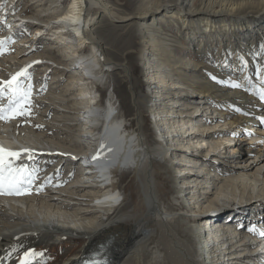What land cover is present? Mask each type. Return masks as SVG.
<instances>
[{"label":"bare ground","instance_id":"1","mask_svg":"<svg viewBox=\"0 0 264 264\" xmlns=\"http://www.w3.org/2000/svg\"><path fill=\"white\" fill-rule=\"evenodd\" d=\"M9 2L4 14L0 12V39L18 43L12 47L13 57L4 55L6 51L0 54V79L6 80L23 66L44 58L45 48L38 42L35 46V41L53 28L57 34L54 39L68 45L57 51L65 52L64 66L70 69L71 78L68 86L75 83L81 98L76 101L66 90L58 89L60 76H55L53 87L44 83L39 86L44 89L42 93L32 96L31 117L0 121V145L31 149L32 159L23 155L18 161L30 169L40 162L36 167L39 179L31 194L0 196V264H20L28 249L39 253V244L49 249V244L67 237L84 243L62 264H83L95 251L99 252L100 264H264V236L260 235L264 232V148L242 149L244 139L240 138L228 151V159L220 163L210 152L189 150V140L183 142L186 131H177L169 117L174 113L189 117L203 109L212 117L223 116V126L229 130L251 133L247 141L261 142L263 147L264 123L259 118L264 117V102L256 93L264 88V0H115V7L111 0H70L60 15L51 5L40 9L39 13L49 18L45 24L51 27L47 31L46 26L34 29L35 41L18 35L24 25L29 28V23L14 13L18 0ZM118 5L137 13L121 18L116 13ZM98 9L113 19L150 22L140 24L136 43L129 34L126 39L112 37L106 41L117 51L108 55L103 39L95 36V15H90ZM160 13L170 14L168 22L181 24L180 28L174 24L176 37L191 45L194 56L176 58L172 38L162 32L154 18ZM85 48L89 54L80 55ZM136 53L152 88L146 95L138 93L133 84L130 59ZM5 71H9L8 76H4ZM180 73L192 80L181 79ZM212 76L243 87L222 86ZM108 78L112 79V92L107 97L100 85L105 86ZM41 81L31 78L32 91ZM178 86L183 89H176ZM37 99L41 105L36 104ZM45 99L50 102L44 104ZM128 101L133 102L130 109ZM155 101L159 102L158 109ZM190 102L194 105L191 110ZM56 104L66 111L59 112ZM175 104L186 105V109L174 110ZM145 113L161 119L164 132L156 128V121L152 127ZM67 118L75 123L68 121L66 126ZM175 123L183 126L186 121ZM74 125L77 133H71ZM49 127L56 137H48L52 134ZM191 129L200 131L199 126ZM207 133L201 129L200 138L213 140ZM110 134L119 147L101 148ZM228 137L219 139L225 138L228 145L232 141ZM98 152L99 157L93 160ZM51 159L56 164L63 162L61 165L78 164V174L49 183ZM88 159L93 161L88 164ZM205 166L206 176L214 172L211 181L203 178ZM216 169H221V175ZM200 181L204 188H200ZM209 190L215 191L214 200L218 196L224 203L245 202L247 206L210 213L202 203ZM219 225L225 228L219 229Z\"/></svg>","mask_w":264,"mask_h":264},{"label":"rangeland","instance_id":"2","mask_svg":"<svg viewBox=\"0 0 264 264\" xmlns=\"http://www.w3.org/2000/svg\"><path fill=\"white\" fill-rule=\"evenodd\" d=\"M2 1H4L3 7H6L9 5V3H10L9 1H11V0H0V2H2ZM69 2H70V0H18V2L16 3V7L14 9V11H15L14 13L21 14V17H25L24 19H22L20 17L23 20L22 22L29 23V28L25 25H24V27H21L20 32H19L20 36L23 35V37L26 38L24 40L28 41L30 39H34V36H32L34 29L37 30V28H40L42 26H46V29L44 31H47V29H49L51 27L50 24L49 25L45 24L46 20H48L49 18L46 17L43 13L40 14L39 13L40 9H43V7H45V6L48 7V5H51V7H52L51 10H53L56 15H60L66 11ZM113 3H115V0H111V3H110L111 6L115 7L116 5H114ZM116 8H117L116 13L121 18H123L127 14H130V17H133L137 13L134 9L129 8V7H124V6L118 5ZM101 12H102L101 9H98L96 11H92V13L90 15L91 16L95 15L93 18V21H94L93 27H94V31H95V36L97 38H99L100 40L103 39L102 46L108 55H113L117 51L114 47H111L106 41H109V39H111L112 37L126 39L127 34H129L130 40H132L134 43H136L138 40V33L140 31L141 26L142 25L143 26L148 25L150 22V19L143 20L141 18H137V23H133V19H131V21H130V19L124 20V21H123V19L122 20L117 19V18L113 19L110 16L102 15ZM168 13H170V12H168ZM168 17H170V14L160 13L157 16H155L154 18L160 22V25L162 27V29H161L162 32L165 33L166 35H168V37L172 38V39H170V41H172L174 43L172 45V47L174 48L173 50H174L175 56L177 55L176 58H178V56H181V57H188V55L194 56L191 45L187 41H184L182 38H179L178 35L176 37V31H175L176 26L174 25L176 23L170 22V21L168 22L167 21ZM126 18H128V16L125 17L124 19H126ZM140 24H141V26H140ZM176 25H178L179 28L181 27V24H176ZM168 30L171 32H169ZM261 31L264 32V30H261ZM21 33H26L27 36H24V34H21ZM56 37H57V34L54 33L53 28H51L50 31L43 33V37L41 39H38V41L37 40L35 41V39H37V38H35L32 41H35V46L39 43L40 47L43 46V48L46 49V50L43 49V52H45L46 56H48L52 60L54 58L55 62H57L58 64H61V65L63 64V66H64V64L67 62L66 54H65V52L60 51V50L58 52L57 49L61 46L66 45V44H63V45L59 44L58 43L59 39H54ZM63 40L66 41L67 39L65 40V38H64ZM63 40H61V42ZM67 41H68V43H73L72 42L73 40H67ZM36 42H38V43L36 44ZM32 46H33V43H32ZM44 46H46V47H44ZM51 46H53V47H51ZM66 46H68V45H66ZM4 49H6V50H4V51H6V54H4V55H6L7 57H10V55H11V57H13L15 55L14 54L15 49L12 50L13 49L12 47H4ZM48 53L50 54V56ZM79 54L86 56L89 54V49L85 48ZM136 58H138V53L135 54L133 59H130V68H131V70L133 69L132 70L133 84L136 87V90L138 93L146 95V94H149L150 90L152 89V88H150V84H149V80H148L149 76L147 75V72H145V69L143 70V64L139 60H137ZM201 68L202 67H200V69ZM54 70L52 72H50V74H47L45 76V79H43L44 77H42V78L39 77V76H41L39 74H42L43 72H41V73L38 72L39 74H37V71H36V74L38 77H31L30 76L33 79L37 78L38 81L42 79L41 83L36 87L35 90H33V96H35L36 93H39V94L42 93V91L44 89L40 88L39 86H42L44 83H45L46 87L48 85L49 86L52 85V87H53L54 86V83H53L54 77L60 76V79H59L60 81L58 82V89L66 90L71 99H76V101L80 100L81 96H78V94H77L78 91L76 90L77 87H76L75 83L72 86H68V84L71 80L70 75H69L70 69H67V70L60 69V71L59 70L54 71ZM57 72H63V73H62V75H59ZM188 72H191V71H188ZM7 73H9V71H5L4 76H6ZM64 74L66 75L65 77H64ZM109 78H111V77H109ZM109 78L106 80V82H108V83L105 86H103V84L100 85L105 90L106 96L108 94H110V92H112V90H111L112 85L110 83L112 79H109ZM180 78L181 79L186 78V79L192 80L189 78V75H184L181 73H180ZM202 78H204V77H202ZM178 87L179 88H176V89H183L182 86H178ZM149 88H150V90H149ZM126 90L129 92V85H127V84H126ZM96 95L99 96L98 93ZM103 100H105V99H103ZM35 102H36V104L41 105V103H39V99L35 100ZM43 102H44V104H48V102H50V101L45 99V100H43ZM128 103H129V105H128ZM155 103H156V101H155ZM158 103H156V109L159 108ZM132 105H133V102L128 101L126 106L128 107V109H130ZM175 105H178V104H175ZM116 106H118V104ZM193 106H194L193 103L190 102V106L188 109L191 110V108ZM55 107H56V109H57V107H59L58 108L59 112H65L66 111V109L58 106L57 104ZM53 108L54 107H51L52 111H53ZM185 109H186V105L184 107L178 105L176 107V109L174 108V110H179V111L180 110L184 111ZM202 110L200 112H198L197 114H195V115L193 114V116H189V117H186L184 113L181 116H177L179 114H175V113L173 114V116H169L173 120V122H174L173 126H174V128H176L177 131L180 130V128H181L182 131H186V133H185L186 135H190V136L185 135L183 138L184 139L183 142H187L189 140V142L186 143V145H189L192 147L189 150H193L194 152H196L195 150H197L199 152L202 151L205 153L210 152V156H213L214 158L220 159L219 162L223 163L229 157L228 151L231 148H233V145H235L236 142L239 143V141H237V140H239L240 138L244 139L240 142L241 143L240 148H242V149H245L247 147H251L253 149L254 148H260V149L264 148V145H263V147H261V145H262L261 142L253 141L251 143V142L247 141V138H249L251 133H249L247 135L246 132H243V134L238 132V131L235 132V130L233 132V131L229 130L228 127L223 126V123H222L223 116L222 117H219V116H213L212 117V115L209 114L210 113L209 111L207 113L206 111L202 112ZM125 112H126V114L129 113L127 111H125ZM201 112H202V114H200ZM145 116L150 120L151 126H152V123L156 121V123H155L156 128L157 129L162 128V132H164L163 129H165V126L161 127V123H162L161 119L156 118V117L151 118L150 116H149L150 117L149 118L147 113H145ZM181 119L186 121V124L183 125L185 127H183L181 123H175V121L178 122ZM188 119H190L191 121H187ZM68 121L71 123H75V122H72L73 120L71 121L69 118H67V120H65L66 126L68 124H70ZM205 124H207V127L205 129H203ZM193 126H196V127L199 126V130H200L199 132L200 133H201V129L208 132L206 135H209V137H212L213 140H211L210 138H205V137L200 138L201 134L197 131L194 133V130L191 129ZM76 127H77L76 125L73 126V128L71 129V133H77ZM49 129H51V131L50 130L49 131L52 134L48 135V137L53 136V135L56 137L54 129L50 128V127H49ZM223 135H227V136H229L228 138H231V139H229V140H232L231 142H229L230 146H228L229 144L227 145V142L224 141L225 138L219 139ZM202 139L204 141H202ZM56 140H58V139H56ZM196 141H198V145H197ZM64 144H65V142H64ZM195 144L197 145L196 149H195V146L193 148V145H195ZM68 145H70V144L67 143V146ZM69 147H71V146H69ZM173 153L178 154V152H176V151H174ZM201 154H203V153H201ZM75 155H74V157H77V155L76 156ZM199 157L201 159V156H199ZM203 160H205V159H203ZM50 162H49V166H48V170H49L48 174L50 173V178L53 180L63 179L66 177V175H69L71 178L72 174L77 175L79 172L78 171L79 170L78 164H74V163L66 164V162H65L63 165H61V163H63V162L56 164V162H53V159H51ZM39 163L40 162L38 161L37 164H34L35 167L33 169H36V167ZM199 164H200V162H198L196 164V166H199ZM187 166H192V165L191 164L189 165L187 163ZM207 169H208V166H205V169L203 170V174L207 172ZM57 170H59V176L58 177L56 176ZM217 172H220V175L222 173L221 169H218ZM213 174H214V172H211L210 175H207V176L204 174L203 178H206V180L211 181L209 178L212 177ZM199 178H201V177H199ZM204 181L205 180H203V182ZM201 183H202V181L199 182V184L201 186L200 188H204L206 185H204L203 183L201 184ZM202 190L203 189H201L200 192ZM210 191L211 190H209L208 191L209 193L205 194V195L199 193L200 195L205 196V201L202 203H203V205L208 207L210 213L220 214L226 209H234L235 210L236 207L239 209H244L247 206V203H245V202L238 203V202L232 201L230 203H224L222 201V197H218V196H217V200H214L213 198L215 197V194H214L215 191H213V190L211 192ZM187 197H189V196L187 195ZM86 199H87V197H85L84 200H86ZM227 200H230V199H227ZM209 201L211 203H209ZM224 201H226V200H224ZM220 224H224V221H223V223H220ZM246 225H247V222L243 223L244 229L248 228V227H246ZM222 226L219 225V229L225 228V227L223 228ZM83 243H84V241L82 239H76L74 237H67V238L62 239L60 241H56V242L49 244L51 246V247H49V249H45L44 244H39L37 246V248L39 249V253L41 255L36 256L32 260V263L36 261V263H33V264H47V263L62 264L71 255H73L77 251H79L78 249L81 250L82 249L81 246L83 245ZM74 248H76V249L73 250Z\"/></svg>","mask_w":264,"mask_h":264},{"label":"snow or ice","instance_id":"3","mask_svg":"<svg viewBox=\"0 0 264 264\" xmlns=\"http://www.w3.org/2000/svg\"><path fill=\"white\" fill-rule=\"evenodd\" d=\"M4 41L0 40V54H4ZM21 69L19 72L11 75L6 81L0 80V101L4 99L7 103H0V121H12L18 118L31 117L33 107V91L31 84V77L27 72V68ZM215 82L220 85H229L232 89H240L243 86L237 82H229L225 80H218L215 76L211 77ZM27 81V83H25ZM264 83V78H262ZM258 99L264 102V88H261L256 93ZM235 111L239 112L240 109L236 108ZM264 123V117L259 118ZM37 127H41L37 125ZM101 148L104 147V143L101 142ZM22 155H27L28 159L33 158V152L31 149H21L19 151L11 150L0 145V196H20L31 194L33 184L38 176V169H30L24 164L18 163ZM98 152L92 159L96 160L99 157ZM56 176H59V170H57ZM48 182L51 183V178H48ZM56 186H59L58 184ZM43 186H41L42 188ZM41 188H37L36 191H40ZM253 231V229H249ZM264 236V232L260 233ZM16 251L15 247L13 252ZM11 252L8 253L11 256ZM41 255L36 253L33 249L25 251L20 259V264H32V260Z\"/></svg>","mask_w":264,"mask_h":264}]
</instances>
